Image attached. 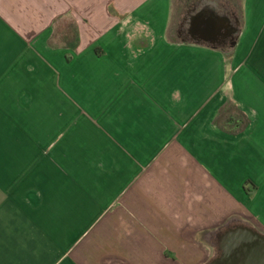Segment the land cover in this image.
<instances>
[{
  "label": "crops",
  "instance_id": "0c3cea01",
  "mask_svg": "<svg viewBox=\"0 0 264 264\" xmlns=\"http://www.w3.org/2000/svg\"><path fill=\"white\" fill-rule=\"evenodd\" d=\"M176 1L0 0V264H206L224 221L264 235V0Z\"/></svg>",
  "mask_w": 264,
  "mask_h": 264
},
{
  "label": "water",
  "instance_id": "95a60500",
  "mask_svg": "<svg viewBox=\"0 0 264 264\" xmlns=\"http://www.w3.org/2000/svg\"><path fill=\"white\" fill-rule=\"evenodd\" d=\"M221 250V256L207 264H264V235L243 225L228 229Z\"/></svg>",
  "mask_w": 264,
  "mask_h": 264
},
{
  "label": "rangeland",
  "instance_id": "374dc122",
  "mask_svg": "<svg viewBox=\"0 0 264 264\" xmlns=\"http://www.w3.org/2000/svg\"><path fill=\"white\" fill-rule=\"evenodd\" d=\"M187 0H179V2H177L178 3V10H177V12H175V14L177 13H179V17L181 16V15H183V5H186V2ZM227 2V3H226ZM215 5L217 4V5H219V4H223V6H224V8L225 9H227V10H231L233 13H234V15L236 16V17H238V20L240 21L241 20V11H242V2H241V0H221L220 1V3L218 4V3H214ZM219 7V6H218ZM225 12V11H224ZM223 12V13H224ZM227 15L228 14H230L229 12H225ZM221 14H222V12H221ZM233 22V21H232ZM233 24H234V26H235V23L233 22ZM241 25V24H240ZM225 52H226V54H228V55H232V49L231 50H229V48L228 49H225ZM225 75H226V77H229L230 75H231V73H230V70H229V68L228 69H226V73H225ZM230 113V112H229ZM257 161H255V163H256ZM256 166L257 165H253L252 166V168L250 169V172H252V173H254L255 172V169H256ZM244 179H246L243 183H242V187L241 188H238L239 189V193H240V195H237V197L240 199V201L242 202V204H246L247 206H252L253 205V203L252 202H254V201H256V200H259V199H261L262 198V195L261 194H256V189H255V186L257 187V189H258V185H256L255 183H253L252 182V180L251 179H249V178H246V177H244ZM240 180V179H239ZM230 197V198H229ZM222 198H223V196H222ZM225 198H229V199H231L232 201H235V196L234 195H225ZM228 199V200H229ZM228 203L229 204H232V202L231 201H228ZM229 204H227V205H229ZM222 210H223V206H222ZM212 211H213V213H212V217H216L217 215H218V212H217V210L215 209V207L213 206L212 207ZM225 212H226V210H225ZM229 221V220H228ZM224 223L226 224L227 223V220H226V222L224 221ZM225 224H223V225H225ZM212 244V243H211ZM213 247V246H212ZM213 256H214V251H213ZM208 263V262H207ZM206 263V264H207Z\"/></svg>",
  "mask_w": 264,
  "mask_h": 264
},
{
  "label": "flooded vegetation",
  "instance_id": "af4514ba",
  "mask_svg": "<svg viewBox=\"0 0 264 264\" xmlns=\"http://www.w3.org/2000/svg\"><path fill=\"white\" fill-rule=\"evenodd\" d=\"M222 8L224 10L223 4H222ZM228 19L230 20L229 17H228ZM241 225L248 226V227L252 228L251 226H249L243 222H239L235 219H231V220L227 221V223L225 225H222V227L218 228L215 232L212 233L211 243H212V246L214 249V256L211 258V260L219 258L222 254L221 244H222L223 233L228 229H233V228H235L237 226H241Z\"/></svg>",
  "mask_w": 264,
  "mask_h": 264
},
{
  "label": "trees",
  "instance_id": "16d2710c",
  "mask_svg": "<svg viewBox=\"0 0 264 264\" xmlns=\"http://www.w3.org/2000/svg\"><path fill=\"white\" fill-rule=\"evenodd\" d=\"M75 46V45H74Z\"/></svg>",
  "mask_w": 264,
  "mask_h": 264
}]
</instances>
